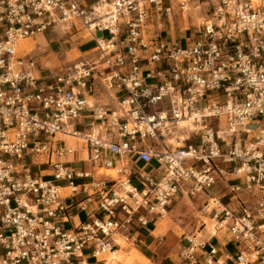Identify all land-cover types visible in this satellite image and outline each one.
<instances>
[{"label":"built area","instance_id":"2783aa9c","mask_svg":"<svg viewBox=\"0 0 264 264\" xmlns=\"http://www.w3.org/2000/svg\"><path fill=\"white\" fill-rule=\"evenodd\" d=\"M57 28L108 36L41 76L21 42ZM179 197L237 251L184 264H264V0H0V264H113Z\"/></svg>","mask_w":264,"mask_h":264},{"label":"crops","instance_id":"0c3cea01","mask_svg":"<svg viewBox=\"0 0 264 264\" xmlns=\"http://www.w3.org/2000/svg\"><path fill=\"white\" fill-rule=\"evenodd\" d=\"M83 1L86 5H91V4L98 2V0H83ZM59 33L60 32L58 28L56 30H49L45 34L44 38L38 39V43L41 42V43L48 44L46 48L43 49V47L40 46L36 50V53L40 56L39 66L41 67L40 68L41 76H48L50 75V72H51L50 69H47V67L46 68L44 67L43 61H48L51 63V61L53 60L52 59L53 56H56L58 53L63 51V49L65 50V48L62 46L64 44H61V45L56 44L57 38L53 37L54 35H57ZM100 34H103V35L99 36ZM62 35L69 37V41H66L67 44H65L67 45L65 46L66 47L65 56L77 50L79 57H80L84 55L85 53L94 50L96 46V39L106 38L108 36V33L107 32H96L95 35H90L86 31H81L79 33H74L73 31H71V32H66L65 34H62ZM32 47H33V44H32ZM50 68L53 69L52 67ZM83 157L86 158L85 154L82 152H79L76 154L74 158V161H75L74 167L77 169H81V170L91 171L93 168V164L90 161L80 162V160ZM98 170H102V169H96L94 171V177L96 179H101V178H98L97 176ZM106 176L107 175H104L102 178ZM112 178H115V177L112 176ZM134 185L139 188L141 187V184L137 180H134ZM82 199H84V197H80L77 200H82ZM203 201L204 200L199 197L194 198V199H191L188 197H179L178 199L175 200V202L171 206V209L165 219H169L170 218L169 216L173 212V210L178 209L184 204L185 205L191 204L193 206L196 204L200 208V213H202L201 209H202ZM71 202H75V201H71ZM69 214H70V222L65 225L66 229L75 228L79 223L83 222L85 219V214L79 213L76 208L72 209L69 212ZM149 219H151V217H149ZM165 219H159V220L152 221L150 225L148 226V228L141 229L139 233L137 234V236L139 237L138 243L133 247L139 249L140 254L137 253L134 256L135 258L142 260L141 262L134 260L131 256V253L127 249H124V248H120L118 250L115 260H112L110 254H106L105 259L112 260L113 264H166L167 262L168 264H171L172 261L174 260H173V257L171 259L170 257L174 256V254L173 252L167 253L168 256L164 258L165 253L163 252V250L167 248H163L162 245H165L169 242L174 241V237L169 235V231L173 227V224L168 226L170 224L169 222H173V221L172 219L171 220L169 219V221L167 222L168 224L163 223ZM207 229L208 227L206 226L201 231L198 237H201V239H203L204 242H209L221 248L223 247L224 250L221 249L220 256H222L224 260L228 259L229 257H231V259H234L237 254V251H236V248L232 245V243H230V239L228 235L225 232L218 231L216 228L214 229V225H213V230H214L213 232L207 231ZM198 237L196 238L198 239ZM178 256H179V252H178ZM163 259H166V260L164 261Z\"/></svg>","mask_w":264,"mask_h":264},{"label":"rangeland","instance_id":"374dc122","mask_svg":"<svg viewBox=\"0 0 264 264\" xmlns=\"http://www.w3.org/2000/svg\"><path fill=\"white\" fill-rule=\"evenodd\" d=\"M197 17H198V15L194 16V18H193V23H195V24H198L199 22L203 21V19L198 20ZM190 22H192V21H190ZM188 25H189V22H188ZM188 25L186 27H188ZM102 35L103 34H100L99 36H102ZM175 35H176V37H178V36L189 37L190 32H188V31H182V32L177 31V33ZM40 37H44V36H39V37L34 38V39L26 40V42H23L24 44H22L23 48H26V47L31 48L32 44H33V48L31 49V51H33V55L34 54L38 55L36 53V50L38 47L41 46L44 49L48 46L47 43H41V42L38 43V39ZM53 37L57 38L56 44H58V45L64 44L62 46L65 48V50L63 49V51L58 53L56 56H53V58H52L53 60L51 61V63L48 61H43L44 67L45 68L46 67L47 68L52 67L53 70L60 71V70L65 69L66 67H69L76 59H78L79 54H78V51L76 50V51L69 53L67 56H65V53H66V47L65 46H67L65 44H67L66 41H69V37L64 36L60 33L57 35H54ZM20 51H21V49H20ZM23 51H27V50L25 49ZM67 140L74 146V148H77V145H75L77 142L76 140H74L72 138H67ZM104 175H111V176L115 177V172H107L104 169L97 171L98 178H102ZM61 185L65 186V185H67V183L63 182V183H61ZM169 217H170L169 219L170 220L172 219V221H173V222H169L170 224L168 225V226H170L171 224H173V227L169 231V235L174 237V241L169 242L165 245H162L163 248L168 249V250L167 249L163 250V252L165 253L164 258H166L168 256L167 253L173 252L175 257L174 256L170 257V259L173 257V260H174V261H172L171 264H178V263L184 264V263H182V260L178 256V252H179L180 248H182L183 246L188 244L187 238L194 239V238L198 237L199 234L201 233V231L206 226L208 227L207 231L213 232L214 231L213 225L215 226L216 222L214 220H212L213 219L212 215L200 213V208L196 204L194 206L191 204H186V205L184 204L183 206L179 207L178 209H176V210L174 209ZM169 219H165V221L163 223H167L169 221ZM117 240L121 244L122 248L127 249L131 253V256L134 260H137L138 262L142 261V260H139L138 258H135V256H134L137 253L140 254L139 249L133 247L132 245H127V244L123 243L119 239V237H117ZM197 240H198V242H204V240L201 239V237H198ZM163 260L165 261L166 259H163ZM174 262H176V263H174ZM166 264H168V262Z\"/></svg>","mask_w":264,"mask_h":264},{"label":"bare ground","instance_id":"6f19581e","mask_svg":"<svg viewBox=\"0 0 264 264\" xmlns=\"http://www.w3.org/2000/svg\"><path fill=\"white\" fill-rule=\"evenodd\" d=\"M59 32L60 33H62V34H65L66 32H65V28H59ZM40 38H44V37H40ZM23 42H26V41H23ZM21 43V47H20V49H21V51H23V50H27V51H31V49L33 48V47H31V48H29V47H26V48H23V46H22V44H24V43ZM181 127H183V126H188V127H190V128H193L194 127V125H193V123H192V120H190V121H184V122H182L181 124ZM117 177V174H116V172H115V178ZM115 178H113V179H115ZM214 229H215V226H214ZM215 232H216V230H215ZM118 241V240H117Z\"/></svg>","mask_w":264,"mask_h":264}]
</instances>
